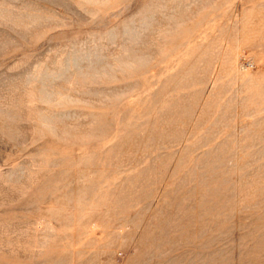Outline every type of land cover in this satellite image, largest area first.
<instances>
[{"label":"rangeland","instance_id":"rangeland-1","mask_svg":"<svg viewBox=\"0 0 264 264\" xmlns=\"http://www.w3.org/2000/svg\"><path fill=\"white\" fill-rule=\"evenodd\" d=\"M0 264H264V0H0Z\"/></svg>","mask_w":264,"mask_h":264}]
</instances>
